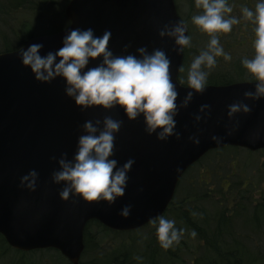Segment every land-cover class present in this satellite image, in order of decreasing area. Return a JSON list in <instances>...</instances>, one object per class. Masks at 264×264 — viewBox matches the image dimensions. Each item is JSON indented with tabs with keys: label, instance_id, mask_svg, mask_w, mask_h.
<instances>
[{
	"label": "water",
	"instance_id": "water-1",
	"mask_svg": "<svg viewBox=\"0 0 264 264\" xmlns=\"http://www.w3.org/2000/svg\"><path fill=\"white\" fill-rule=\"evenodd\" d=\"M65 14L70 21L66 28L34 36L24 47L42 42L41 53L47 54L63 46L70 29L91 27L98 36L111 30L109 48L116 55H140L137 49L142 46L149 52L166 51L178 105L194 91L179 82L184 52L173 50L174 38L160 35L166 24L182 20L175 0H70ZM125 45H130L127 51ZM19 49L0 53V234L17 250L56 249L79 264L89 221L117 231L139 229L165 213L184 173L209 151L227 146L264 149V98L245 95L255 91V81L206 85L203 94L195 92L188 105L179 108L175 117L179 138L160 140L145 131L143 115L131 120L120 106L82 111L66 94L63 77L51 83L37 80L30 66L22 63ZM100 59H92L89 67ZM234 103L247 104L251 111L229 116V105ZM203 105L210 108L202 109ZM105 116L123 120L112 158L119 165L135 159L125 194L112 205L87 202L75 194L65 200L60 196L64 183L52 180L53 171L60 168L59 158L65 152L73 157L85 121ZM214 135L222 140L212 139ZM193 136L199 138L198 144L190 139ZM32 169L39 173L36 187L21 186V178ZM127 204L132 210L124 217L120 209Z\"/></svg>",
	"mask_w": 264,
	"mask_h": 264
},
{
	"label": "clouds",
	"instance_id": "clouds-1",
	"mask_svg": "<svg viewBox=\"0 0 264 264\" xmlns=\"http://www.w3.org/2000/svg\"><path fill=\"white\" fill-rule=\"evenodd\" d=\"M197 9L203 11L191 17L192 22L210 39L207 47L200 51L191 62L188 71V86L190 91L181 105L177 104L178 91L170 76L171 59L166 51L156 48L149 52L147 46L137 49L140 55H116L109 48L112 36L111 30H105L103 35L95 34L93 28H73L63 37V46L42 54L43 43H32L27 48L19 49L22 63L30 66L37 80L51 83L57 77L65 80V92L72 97L81 110L90 107L103 106L112 109L120 106L131 120L144 117L145 131L155 133L160 140L180 133L176 131L180 107H186L195 92L203 94L206 90L208 71L217 64V57L223 56L231 60V54L225 52L220 43L219 34L232 31L240 18L229 15L233 11L228 0H195ZM243 19L254 25L255 55L244 57L243 66L250 72L256 82L255 91L248 90L245 95L254 99L264 98V0H256L255 9L243 6ZM187 23L184 20L166 24L160 35L174 38L175 52L183 53L186 47H191L192 37L188 34ZM125 51L130 45H125ZM100 62L89 67L92 59L101 58ZM210 108V105H203ZM229 116L239 111H251L247 104L234 103L229 105ZM197 119H200L197 116ZM123 125V120L105 116L103 120H87L81 126L84 133L78 138L77 150L71 159L65 152L59 158L60 168L52 173V180L64 183L60 196L67 200L75 194L87 202L107 201L109 205L124 196L128 181V173L135 163L129 158L119 165L115 155V139ZM231 135V132H229ZM199 143L196 136L190 137ZM220 142L222 137L213 136ZM56 159V157H53ZM39 173L32 169L21 178V186L36 187ZM142 190V189H141ZM132 205L127 204L120 209V215L128 217ZM156 227V236L165 250L179 244L184 233L183 228H177L173 219L158 215L151 219ZM191 235L195 237L196 231ZM137 260L142 257L137 256Z\"/></svg>",
	"mask_w": 264,
	"mask_h": 264
},
{
	"label": "trees",
	"instance_id": "trees-1",
	"mask_svg": "<svg viewBox=\"0 0 264 264\" xmlns=\"http://www.w3.org/2000/svg\"><path fill=\"white\" fill-rule=\"evenodd\" d=\"M176 1L179 6L178 0ZM49 3L50 0H0V53L22 47L34 35L33 22L25 17L36 15L45 23L47 19L45 13ZM182 18L187 23L192 40L191 47H186L184 50V62L179 80L181 84L188 86L191 62L200 54L199 49L207 47L210 37L206 32H202L193 39L191 23L184 16ZM64 21L63 27H57L50 32L68 26L69 21L66 16ZM244 29L251 30L247 31V36L252 40L248 42L245 39L244 45L241 43V46L246 47L245 50L236 54L234 44L230 40L233 32L219 34L221 45L225 52L231 54L232 59L225 60L223 56L217 57V64L211 70L205 69L209 72L206 85H229L236 82L255 81L253 75L241 63L244 57L252 58L255 55V38L252 37L251 24L246 25ZM233 41L235 42V39ZM239 150L244 149L225 147L210 151L187 170L180 180L176 195L163 214L168 219L175 220L177 228L185 230L179 244L167 250L163 249L156 236V227L152 223L133 232H118L103 226L98 221H90L84 231L83 259L90 253L92 257L85 262L80 260V264H170L180 259L182 249H187L184 239L197 243L196 249L188 252L191 253L192 258L186 264H264V196L252 197L251 189L247 188L250 184L241 186L245 179H242L239 174L235 175L233 182L227 181L225 185L219 183L218 189L212 190L210 185L214 178L226 180V178L220 179V174L218 177V173H214L218 172L216 168L214 172L207 169L208 176L190 178L193 170L204 166L203 162L210 155L231 154ZM259 153L264 155V150L250 154ZM222 167L225 169L224 165ZM231 173L233 174V170ZM185 179L189 182L187 185L183 183ZM240 187L242 193L236 190ZM221 188L226 191L224 197H219ZM237 222L241 225H237ZM193 230L197 233L195 237L191 235ZM6 247L8 244L0 235V251L3 252ZM41 252L44 253V251ZM60 256L63 264H70L61 254ZM137 256L143 259L137 260Z\"/></svg>",
	"mask_w": 264,
	"mask_h": 264
},
{
	"label": "rangeland",
	"instance_id": "rangeland-1",
	"mask_svg": "<svg viewBox=\"0 0 264 264\" xmlns=\"http://www.w3.org/2000/svg\"><path fill=\"white\" fill-rule=\"evenodd\" d=\"M68 1L69 0H50V3L48 4L46 9L47 13H45L47 15V16L45 15L47 17L45 23H43L41 19H39L38 16L36 15H34V17L27 15L25 19L30 18L31 21L33 22V28H32L33 33L35 35L48 34L51 33L50 31L54 30L57 27H63L65 25V21H64L65 8L68 4ZM178 2H179L178 10L180 16L181 17L184 16L191 23V27L193 31V39H195L198 37V35L202 34V31H200L199 27L192 22L191 17L195 14H199L203 10L196 8L195 0H178ZM228 3L233 7V11L229 15H233L240 18V23L233 25L231 31L233 32V35L230 36V40L232 41V44H234L233 48L236 51L235 52L236 54L240 51L245 50L246 47L241 46V43H243L245 39L248 40V42L252 40L249 36H247V31L249 30L246 29L243 30V28H245L246 25L251 24L253 30L252 37L253 39L255 38V32H254L255 25L251 21H246L245 19H243V14L241 11L243 6H248L254 10L255 2L254 0H229ZM50 24L52 25L50 26ZM234 39L235 42L233 41ZM242 45H244V43ZM199 50H203V49H199ZM202 165L204 166H199L197 169L193 170V173L190 176V178L193 176L194 177L199 176L200 178L201 175L208 176L209 173L206 174V170L208 169L209 171L214 172L213 171L214 168L218 170V172L215 171L214 173H218L217 174L218 177L220 174L221 177L220 179L226 178V180H219L218 178H214L213 183L210 185L212 190L218 189L219 183H224L223 185H225L227 181L233 182L235 175L239 174V176H241L242 179H245L242 181L241 186L242 185L247 186L248 184H250L248 185L247 188H249V190L251 189L252 197L262 198V196H264V155H262L261 153L251 155L250 153L247 152V150L244 151L239 150L237 152L236 151L232 152L231 154H226V153L224 155L212 154L209 156V158H207L203 162ZM222 165H224L225 169H223ZM225 170L226 172L224 173ZM232 170H233V174L231 173ZM201 171L202 173H199ZM183 183L187 185L189 182L187 181V179H185V182ZM236 190L238 191V193L243 192L241 187ZM225 193L226 191H224L221 188V193L219 194V197L220 196L224 197ZM237 225H241V224L237 222ZM184 243H186L187 249L186 250L182 249L180 251V259L177 260V262L174 261L171 262L170 264H186L190 262V259L192 257H191V253L188 252H192V250H195L197 247V243L192 242V240L190 239H184ZM91 257H92V253H90L88 257L84 256V259L82 256L81 261L85 262L87 261V259L89 260ZM0 264H63V260L59 252L54 249L46 250L44 253L42 252L17 253L16 250H12L9 252L0 251Z\"/></svg>",
	"mask_w": 264,
	"mask_h": 264
},
{
	"label": "flooded vegetation",
	"instance_id": "flooded-vegetation-1",
	"mask_svg": "<svg viewBox=\"0 0 264 264\" xmlns=\"http://www.w3.org/2000/svg\"><path fill=\"white\" fill-rule=\"evenodd\" d=\"M254 2L256 3V0H254ZM6 242V240H5ZM8 248V249H7ZM3 249V248H2ZM9 251H12V248L11 247H6L5 249H3V252H9ZM2 252V251H1ZM25 253V252H24Z\"/></svg>",
	"mask_w": 264,
	"mask_h": 264
}]
</instances>
